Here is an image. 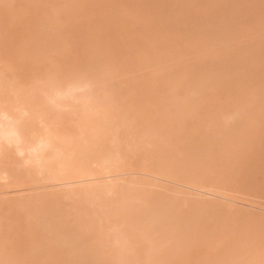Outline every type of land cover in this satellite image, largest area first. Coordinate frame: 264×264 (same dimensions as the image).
I'll list each match as a JSON object with an SVG mask.
<instances>
[{
	"label": "rangeland",
	"instance_id": "374dc122",
	"mask_svg": "<svg viewBox=\"0 0 264 264\" xmlns=\"http://www.w3.org/2000/svg\"><path fill=\"white\" fill-rule=\"evenodd\" d=\"M69 44L93 93L33 151L25 62ZM5 112L0 264H264V0H0Z\"/></svg>",
	"mask_w": 264,
	"mask_h": 264
},
{
	"label": "snow or ice",
	"instance_id": "6c2138e0",
	"mask_svg": "<svg viewBox=\"0 0 264 264\" xmlns=\"http://www.w3.org/2000/svg\"><path fill=\"white\" fill-rule=\"evenodd\" d=\"M25 70L41 84V95L35 99V122L43 131L40 143L44 146L54 135L51 122L56 120L59 112L67 110L60 102L65 99L77 101L78 94L91 96L98 69L81 62L69 44L63 53L49 51L47 58L41 63L25 62ZM23 116L27 117L29 113L24 112ZM73 161L75 162V157ZM37 179L48 183L53 176L48 170L41 168L37 173Z\"/></svg>",
	"mask_w": 264,
	"mask_h": 264
},
{
	"label": "bare ground",
	"instance_id": "6f19581e",
	"mask_svg": "<svg viewBox=\"0 0 264 264\" xmlns=\"http://www.w3.org/2000/svg\"><path fill=\"white\" fill-rule=\"evenodd\" d=\"M42 33V32H41ZM38 35H40V34H38ZM45 40V39H44ZM45 42H46V40H45ZM99 75V74H98ZM204 78H205V76H204ZM193 86V85H192ZM197 89V88H196ZM198 90V89H197ZM199 90H200V88H199ZM205 93V92H204ZM204 95V94H203ZM178 108V107H177ZM3 113H4V111H3ZM12 114V113H11ZM161 114V113H160ZM3 116H4V119H6L4 122H2L3 121V118H2V121L0 122V148H1V140H8V141H14V142H16V143H18V144H22V143H24V141L26 142V140H25V138H24V135H23V132H22V128H21V126H18V124L19 123H15V121H13L12 120V116H10L9 114H7L6 112H5V114H2ZM196 117V116H195ZM198 117V116H197ZM0 118H1V115H0ZM18 119V118H17ZM17 121V120H16ZM19 122V121H18ZM11 134V135H10ZM51 139V138H50ZM40 140V139H39ZM52 141H53V139H52ZM51 141V142H52ZM6 142V141H5ZM48 142H49V140H48ZM150 142H153V141H150ZM15 143V144H16ZM40 143V142H39ZM154 143V142H153ZM3 144V143H2ZM28 143H26L25 145H27ZM48 146V144L46 143L44 146H41V143H40V145L38 146H34L32 149H33V151H37V150H39V147H41V149L43 150V148L42 147H45V146ZM154 145V144H153ZM158 145H159V143H158ZM29 146V145H28ZM156 147V146H155ZM3 148V147H2ZM46 148V147H45ZM157 148V147H156ZM157 149H159V146H158V148ZM24 150V149H23ZM30 150V149H29ZM78 150H79V148H78ZM156 150V149H155ZM1 151V150H0ZM21 151V150H20ZM21 152H23V151H21ZM31 152V151H30ZM86 153V152H85ZM83 154V153H82ZM77 155V154H76ZM78 155H79V153H78ZM57 156H58V154H57ZM81 156V155H80ZM80 156H78V157H80ZM112 156V155H111ZM42 157V156H41ZM84 157H86V155L84 156ZM171 158V157H170ZM175 158V157H174ZM173 159V158H172ZM172 159H170V160H172ZM64 160V159H63ZM68 160V159H67ZM175 160V159H174ZM45 161H47V160H45ZM51 161V160H50ZM56 161V160H55ZM61 161V160H60ZM176 161V160H175ZM54 162V161H53ZM71 162V161H70ZM73 162V161H72ZM55 163V162H54ZM63 163V162H62ZM64 163H65V161H64ZM74 163V162H73ZM79 163H81V162H79ZM78 163V164H79ZM40 164V163H39ZM72 163H70V165H71ZM75 164V163H74ZM203 164V163H202ZM52 164H50V166H51ZM56 165H57V163H56ZM65 165V164H64ZM67 165V164H66ZM73 165V164H72ZM76 165V164H75ZM75 165H74V168H75ZM83 165H85L84 163H83ZM211 165V164H210ZM48 166V165H47ZM53 166H55V165H53ZM78 166V165H77ZM56 167V166H55ZM65 167V166H64ZM69 167V166H68ZM73 166H70L69 168H72ZM68 168V169H69ZM73 168V169H74ZM73 169H71V170H73ZM76 169V168H75ZM77 169H78V167H77ZM178 173V172H177ZM122 192V191H121ZM121 195V194H120ZM123 195V194H122ZM203 204V203H202ZM205 204V203H204ZM204 206V205H203ZM202 207V206H201ZM205 208H208V207H205ZM129 211V210H128ZM133 212V211H132ZM135 212V211H134ZM153 212V211H152ZM131 213V212H130ZM135 217H136V215L135 214H133ZM148 215V214H147ZM153 215H154V213H153ZM36 216V215H35ZM150 216H151V214H150ZM155 216V215H154ZM82 217H83V215H82ZM133 217V216H132ZM153 217V216H152ZM152 217H150V221L152 220H154V217H153V219H151ZM181 217V216H180ZM38 218V217H37ZM156 218V217H155ZM83 219H84V217H83ZM133 219H134V217H133ZM136 219V218H135ZM89 220V219H88ZM83 221H86V220H83ZM135 221V220H134ZM53 222H54V220H53ZM137 222V221H136ZM149 222V221H148ZM55 223V222H54ZM138 223V222H137ZM150 223V222H149ZM155 223V222H154ZM56 224V223H55ZM152 224H153V222H152ZM151 224V225H152ZM199 224V223H198ZM138 225V224H137ZM147 225V224H146ZM158 225V224H157ZM31 226V225H30ZM54 226V225H53ZM56 226H58V225H56ZM55 227V226H54ZM145 227V226H144ZM152 227V226H151ZM157 227V226H156ZM202 227V226H201ZM215 227V226H214ZM52 228V227H51ZM56 228V227H55ZM58 228V227H57ZM59 229H60V227H59ZM59 229L57 230V231H59ZM62 229V228H61ZM195 229V228H194ZM214 229V228H213ZM55 230V229H54ZM36 232H39V231H36ZM55 233V232H54ZM64 234V233H63ZM81 234V233H80ZM54 235H57V234H54ZM60 235V234H59ZM66 235H67V232H66ZM53 236V235H52ZM194 236V235H193ZM61 237V236H60ZM74 237V236H73ZM81 237H82V235H81ZM37 238V237H36ZM40 237L38 236V239H39ZM83 238V237H82ZM37 239V241L39 242V240ZM53 239H54V237H53ZM81 239V238H80ZM190 239V238H189ZM56 240V239H55ZM63 240V239H62ZM191 240V239H190ZM74 241V240H73ZM75 241H77V239L75 240ZM73 243H75L76 244V242H73ZM74 244V245H75ZM189 244V243H188ZM71 245V244H70ZM27 246H29V245H27ZM26 246V247H27ZM30 247V246H29ZM28 247V248H29ZM31 250V249H30ZM52 250H53V248H52ZM47 251H51L50 249L49 250H47ZM58 251V250H57ZM26 253V252H25ZM56 253V252H55ZM58 254V253H57ZM36 255V254H35ZM26 256V255H25ZM32 256V255H31ZM40 257V256H39ZM30 258V257H29ZM55 258V257H54ZM79 258V257H78ZM25 259H27V257L25 258ZM63 260V259H62ZM105 260H106V258H105ZM109 260V259H108ZM108 260H106L107 262H108ZM56 261V260H55ZM64 261V260H63ZM83 261V260H82ZM84 262V261H83ZM41 263V262H40ZM44 263V262H43ZM63 264H64V262H63Z\"/></svg>",
	"mask_w": 264,
	"mask_h": 264
}]
</instances>
